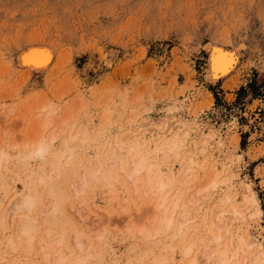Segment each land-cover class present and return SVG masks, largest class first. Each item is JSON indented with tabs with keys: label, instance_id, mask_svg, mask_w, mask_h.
<instances>
[{
	"label": "rangeland",
	"instance_id": "obj_1",
	"mask_svg": "<svg viewBox=\"0 0 264 264\" xmlns=\"http://www.w3.org/2000/svg\"><path fill=\"white\" fill-rule=\"evenodd\" d=\"M30 43H38L49 47L53 51L54 57L57 58H55L56 61L59 60V65L44 73L24 74L19 67L17 57ZM214 45H224V47L226 46L225 48L234 52L238 57L236 69L230 74L229 78L220 79L215 84L209 83L205 79L209 49ZM110 52L114 53L112 59L109 57ZM41 102H45V104H41ZM38 103L41 106H45L44 108L47 111L45 109L40 111L42 108L38 107ZM65 106L67 107L65 108ZM57 107L59 110L57 109L51 113V110ZM79 107L80 109H78ZM49 111L51 115L48 113ZM105 115H108L109 123L104 125L103 128L101 120L104 119ZM73 116L74 118H72ZM100 116H102L101 119H99ZM46 118L49 121L51 120L52 123L48 121L49 124L51 123L49 126V128L51 127V132L49 128V132H46L47 130L45 132L48 135L52 132L58 135L57 140L54 141L56 144L52 145L53 149H50V153L52 151V153H55L54 151L59 152L62 148V145L61 147L59 146L63 142L61 140L69 139L75 131H85L90 139V148L88 147V142L86 146L82 147L83 150L81 147H79L80 149H74V156L77 157L74 159L73 156L72 159L76 161L72 165H67L66 170L63 169L65 173L61 171L63 173L59 177L62 176V180L57 178L56 172H53L56 163L50 161L52 163L50 165V156H47L46 164L37 157L36 160L34 157L31 161L29 158H22L23 156L21 155L23 150L27 151L28 149L24 148L20 151V148L29 147L31 141L40 140V136L43 138L49 137H47V134L45 135V132L42 134L39 130L40 126L42 127L44 122L47 121ZM65 118L68 120L66 126L62 127L59 124ZM37 123L39 124L37 125ZM98 123H100L101 128ZM73 124H75L74 128H71ZM72 131L73 133H71ZM182 131L185 132L182 133ZM202 131L205 133L213 132L214 136L221 139L213 136L212 142H208L209 147L206 144L203 148L204 151L196 150L193 153L192 144L200 143ZM96 134L99 135L96 136ZM132 135L136 136L132 138ZM126 137L128 142L127 139L125 140ZM160 137L164 138L163 141ZM175 138L185 141H183V147H180L178 156L172 155V158L169 156L167 160H163L162 156H160L161 154H156V150L161 147V143L165 140L167 141L168 139L167 142H170ZM130 139L132 140L130 141ZM120 140L125 144H122ZM129 141L131 143L133 141L134 143L136 142L137 144H132L138 148L134 147ZM26 142L29 144L27 145ZM119 142L131 149L128 154L129 157H127V154L124 155L123 159L125 161L128 159L136 160L139 156L147 153L148 155L145 154V156L148 159L160 164L158 166L161 171V179H169L173 186L169 185L168 188L172 187V189L166 188L164 192L170 193L167 195L172 197L169 198L170 200H173V196L174 198L175 196H180L178 204L180 207H178V210L185 206L183 205L184 202L188 205V195L198 189L200 185H203L207 177L216 169L218 171V180L223 178L228 171L233 173L234 177L235 174L237 175L238 178L233 179L234 192L236 191L233 200L236 201L231 200L230 205L229 202L225 205L220 202L219 199L226 191V187L218 185L219 187L215 190L208 191L207 198H204L206 203L204 199L202 200L199 197L197 204L192 206L194 210L189 206L191 213L189 215L192 216H189L190 228L185 235V238L188 236V239L184 238L179 241V238H173V244L175 243L174 245H177V248L173 245V247L169 246L172 244V240L169 239L172 238L171 235L166 237L158 236L159 238L157 237L156 239L158 242L155 240L156 243L154 241H150L151 243L147 242V244L146 242L142 243L141 239L136 238L134 232L139 223V216L142 215L141 212L148 206L143 202V197H139L142 200L130 198L132 193L130 186L127 184L128 181L123 175H119V171L115 172L117 169L116 164L107 165L106 169L111 178L110 181L114 185H110L111 182L105 185L103 181L104 184L101 181L98 182L99 184H91L93 181L89 180L87 183L89 185H87L84 194H79L78 197L74 198V196H70L73 195L71 194L72 192L68 191L75 186V182H78L81 175L83 176L85 172L87 174L89 172L92 173L91 168L94 170L96 159L97 161L101 160L100 162L104 160L105 164L103 165L111 162L108 159L112 158L111 156H114L113 154L117 152V149L122 147ZM132 150L136 153L132 152ZM0 151H4L2 153L8 155L7 159L11 157V160L8 159L9 161H5L6 163L2 162V166L0 165V218L4 217L5 219L8 216L6 211L14 201L13 199L24 189L25 185L23 186V183L29 180V173H31L32 177L30 179L33 183L35 182L33 191L42 195L38 196V201H40L34 209V215H39L37 218L35 217L38 230L34 235L31 250L22 241L18 242L19 244L16 241V226H19L20 217L21 220L23 217L21 213L23 212L19 213V217L15 216L14 220L13 218L10 220L9 216L5 219L6 223L9 220L7 230L0 228V232H2L0 234H3L0 235V245H3L10 233L14 238L15 248L17 249L18 247L14 256L10 255V257L20 258L18 261L20 263L34 259V251L37 248L36 241L39 243L41 239H45V236L48 238L47 236L49 235L51 238L56 237L60 232L67 233L66 238L68 237V239L65 241L66 244H63L65 252L74 254L75 251L69 238H71L70 234L75 231L76 233L80 232L85 238V244L93 243L92 248L94 250L91 248L89 252L84 251L83 264H153L154 261L155 263L157 262L158 257L160 258L164 252L165 257H168L167 261L164 262L165 264H178V262H180L179 264H190L188 261L191 259L189 258H193L196 254L198 255L197 252L200 245L198 247V243L195 244L194 253L190 255L192 257H183L181 252L184 245L192 243L202 234H205L204 232H206L208 226L210 231L213 232L214 230L215 232L216 229L214 228L216 226H211L208 222L211 223V216L218 213L221 207V210H225L224 212L220 211L221 216L227 215L225 218L221 217L223 230V227L225 228L229 221V209L231 207H242L244 204L242 200V196L246 191L244 186L249 182L251 184L247 185L249 190L251 189L250 192L255 199V204L249 205V210L246 209L248 213L243 208L245 211L243 212L244 218L238 222L241 229L233 228L235 230H233V235H236L237 231L239 234L249 233L251 236L259 237V240L262 239L260 242L264 245V0H0ZM149 151L153 154L156 152V156ZM188 152L191 154H188ZM16 154L18 158H21L18 161ZM86 154L91 157L89 158ZM187 155L193 156L192 158L196 164L192 168H197L194 172L192 168L190 169L188 172L190 177L187 174L185 178L181 179L179 177L180 174L178 175L177 173L182 171L179 168L183 169L182 164L184 165L183 162H185L184 159H186ZM237 155H240L241 158ZM94 156L98 158H94ZM78 157L79 159H77ZM107 157L108 159H106ZM153 157H156V159ZM101 158L104 159L102 160ZM40 162L46 165H42ZM214 163L216 166L213 165ZM40 165H42L41 168L43 170L40 169ZM171 165L172 167L168 168ZM206 165L211 172L208 171ZM38 167L45 174L46 181L51 179L49 182L57 186L56 192L60 195L63 194V199L67 197L63 200L60 207V211L63 212V218L61 219L60 213L59 215L58 213L56 214L58 221L56 222L59 224L55 222V224L48 223L46 225L39 220L43 212L46 213L51 210L52 205L50 204H53V202H51L52 197L46 192L49 188L46 187L48 189L46 190L45 185L39 184L36 180L38 177L36 174L39 172ZM51 168L53 169L51 170ZM108 168L112 170L108 171ZM200 168L201 170L204 168V170L200 171ZM171 170L173 175L170 173ZM34 171L35 174L33 173ZM195 171H198L199 174ZM192 172L196 177L191 174ZM50 174H52V177ZM115 176L118 177L116 178ZM187 177L189 178L188 182ZM201 177H203V180ZM190 178L193 180H190ZM52 179L54 181L58 179L61 183L57 180V182H54ZM122 179L125 180H123L124 183ZM73 180L76 181L74 182ZM176 180H179V183ZM182 180H185L186 183ZM201 180L203 184L199 183ZM50 183L48 186L51 187ZM238 183L245 184L239 185ZM193 187L195 190L192 191ZM117 192L120 194H117ZM212 192L213 196L208 201V195L210 197ZM139 196H143V194ZM156 196L150 199L157 202L158 199L155 198H159L160 195ZM223 196L221 201L225 199V195ZM112 197L115 199H112ZM116 197L130 198L131 200L128 201L134 200L133 202H128L127 212L129 215L122 217L123 214L119 210L120 205H117L120 199L118 200ZM236 197L238 198L236 199ZM44 199L45 201H43ZM80 199L83 204L85 203L84 207H87H85V214H87L82 219L79 218L80 221H77V216L72 214V210L80 202ZM113 201H118L117 203L115 202L116 209L110 208L111 203H114ZM202 201L204 203H201ZM91 203L95 205L93 209L91 208L92 206L90 207ZM47 205L49 208H47ZM227 205L230 207L228 208ZM198 208L201 211L197 210ZM39 210L42 213H39ZM109 210H111L110 213ZM210 212L213 214L210 215ZM256 212L259 214L255 217ZM69 214L72 216H69ZM73 215L76 219L72 218ZM245 215H248V217L246 216L247 219ZM92 216L95 218H92ZM209 216L210 218H208ZM97 217H104L102 225L108 223L106 222L109 220L108 217L111 220L110 226L107 227L106 235H104V242L102 241L103 245L101 248L100 245H97L98 243H94L95 239L92 242L95 231L93 228L91 230V222L94 219L98 220ZM132 219L135 221L133 224L131 223ZM198 219L200 221H197ZM119 222L122 223L119 224ZM128 222L129 225L132 224V227L129 229L130 232L127 231L126 233L124 228L128 226ZM191 223L194 228L191 227ZM205 224H208L207 227ZM48 225H53L54 228ZM117 225V228L120 231L124 230V233L116 229ZM64 226L67 228H63ZM87 228L91 231L87 230ZM194 229H196L195 233L193 232ZM244 229L246 230L245 232ZM41 231L46 232L43 233ZM148 231L151 232L150 229ZM92 232L93 237L90 236ZM160 237L163 238L160 240ZM168 239L171 241L170 244H168ZM177 241H179L178 244H176ZM183 243L185 244L183 245ZM22 248H26L29 253H26V249L23 251ZM171 248L173 252L169 251ZM58 249L60 250L59 247H56L55 251L51 252V264H53L52 258L58 252ZM2 251L5 252L4 250ZM18 256L20 257L18 258ZM75 256H73L74 259L76 258ZM31 263L34 262L31 261ZM42 263L44 261L39 260L38 263L34 264Z\"/></svg>",
	"mask_w": 264,
	"mask_h": 264
},
{
	"label": "bare ground",
	"instance_id": "obj_2",
	"mask_svg": "<svg viewBox=\"0 0 264 264\" xmlns=\"http://www.w3.org/2000/svg\"><path fill=\"white\" fill-rule=\"evenodd\" d=\"M51 45V44H50ZM226 47V46H225ZM224 47V45H214V46H212L210 49H209V54H208V66H207V69H206V71H205V79H206V81L207 82H209V83H216L218 80H220V79H226V78H229V76H230V74L231 73H233V71L236 69V66H237V64H238V57L236 56V54L234 53V52H232L231 50H229V49H227V48H225ZM25 48V47H24ZM23 48V49H24ZM51 48V47H50ZM208 48H209V46H208ZM236 51V50H235ZM114 56V53L113 52H110V55H109V57L112 59V57ZM17 57V56H16ZM108 57V56H107ZM56 57H54V53H53V51L51 50V49H49V47H47V46H44V45H41V44H38V43H30V44H28L27 46H26V49L25 50H23V52H21L20 53V55H18V57H17V59H18V64H19V67H20V69L22 70V72L24 73V74H39V73H44V72H47V71H49V70H51L52 68H54V67H56V65H59V63H58V61H56V59H55ZM110 58H108L109 60H110ZM48 74V73H47ZM47 74H45V75H47ZM80 98V97H79ZM81 99V98H80ZM79 101V100H78ZM81 101V100H80ZM42 103H44L45 104V102H41V104ZM39 104V103H38ZM105 104V103H104ZM51 105V104H50ZM36 106V105H35ZM48 106V105H47ZM38 107H40V108H42V109H40V111L41 110H43V109H45L44 107L45 106H41L40 104H39V106ZM67 106H65V108H66ZM58 109V107L56 108V109H52L51 110V113L52 112H54L55 110H57ZM68 109V108H67ZM66 109V110H67ZM78 109H80V107L78 108ZM122 109V108H121ZM120 109V110H121ZM33 110V109H32ZM36 110H37V107H36ZM46 110V109H45ZM49 110V109H48ZM59 110V109H58ZM62 110V109H61ZM115 110V109H114ZM26 111V110H25ZM33 111H35V110H33ZM32 111V112H33ZM39 111V112H40ZM47 111V110H46ZM77 111V110H76ZM105 111V110H104ZM108 111V110H107ZM113 111V110H112ZM30 112H31V110H30ZM45 112V111H44ZM72 112H73V110H72ZM71 112V113H72ZM80 112V111H79ZM11 113V112H10ZM49 114H50V111L48 112ZM74 113V112H73ZM72 113V114H73ZM78 113V112H77ZM111 113H113V112H111ZM110 113V114H111ZM121 113V112H120ZM33 114V113H32ZM41 114V113H40ZM46 114H47V112H46ZM109 114V113H108ZM51 115V114H50ZM83 115V114H82ZM6 116V115H5ZM8 116V115H7ZM46 116V115H45ZM113 116V115H112ZM41 117H42V115H41ZM75 117H77V116H75ZM101 117L102 116H100V118L99 119H101ZM135 117V116H134ZM45 118V117H44ZM48 118V117H47ZM46 118V122H44V124L42 125V127L40 126V131L42 132V134L46 131V132H49L48 130L51 128H49V126H50V124L52 123L51 122V120L49 121V119H47ZM60 118V117H59ZM69 119H70V117H68ZM72 118H74V116L72 117ZM116 118V117H115ZM5 119V118H4ZM43 119V118H42ZM81 119V121H83L82 120V118H80ZM56 120V119H55ZM60 120V119H59ZM67 118H65V119H63L62 121H61V123L59 124V125H61L62 127H64V126H66V122H67ZM76 120V119H75ZM85 120V119H84ZM42 121V120H41ZM48 121L49 122H51L50 124L48 123ZM102 122V126H103V128H104V125H106V124H108L109 123V118H108V115H105L104 116V119L103 120H101ZM132 121V120H131ZM56 122V121H55ZM60 122V121H59ZM119 122V121H118ZM194 122V121H193ZM69 123H70V121H69ZM39 123H37V125H38ZM41 124V123H40ZM57 124V123H56ZM76 124V123H75ZM75 124H73V126L71 127V128H74V125ZM91 124V123H90ZM99 124V127L101 126L100 125V123H98ZM193 124V123H192ZM197 124H199V123H197ZM54 125H55V123H54ZM82 125V124H81ZM118 125V124H117ZM194 125V124H193ZM193 125H191V126H193ZM52 126V125H51ZM70 126V125H69ZM186 126V125H185ZM197 126V125H196ZM35 127H37V126H35ZM60 127V126H59ZM144 127V126H143ZM179 127V126H178ZM195 127V126H194ZM42 128V129H41ZM49 128V129H48ZM82 128V127H81ZM98 128V127H97ZM101 128V127H100ZM110 128V127H109ZM186 128V127H185ZM191 128V127H190ZM197 128V127H196ZM59 129V128H58ZM78 129H79V126H78ZM84 129V128H83ZM178 129V128H177ZM180 129V128H179ZM178 129V130H179ZM187 129V128H186ZM188 129H189V127H188ZM57 130V129H56ZM85 130V129H84ZM100 130V129H99ZM146 130V129H145ZM181 130V129H180ZM39 131V132H40ZM69 131H71V130H69ZM144 131V130H143ZM38 132V131H37ZM45 132V135L47 134ZM50 132H51V129H50ZM171 132V131H170ZM185 132V131H184ZM183 131H182V133H184ZM71 133H73V131L71 132ZM92 133V132H91ZM181 133V132H180ZM202 133V138H201V140H200V143L199 144H195V143H193L192 144V151H193V153H195V151L196 150H200V151H204V146H206V144L208 145V147L210 146L209 144H208V142L209 141H211L212 142V138H213V136L215 135L213 132H208V133H205V132H201ZM60 134V133H59ZM88 134V133H87ZM87 134H86V132L85 131H81L80 132V130H78V131H75V133L74 134H72L70 137H69V139H66V140H61V141H63V142H61V144L59 145L60 147H61V145H62V148H61V150L59 151V152H56V151H54L55 153H50V149L52 148V145L53 144H56V143H54V141L55 140H57V134L56 133H54V132H52V133H50L49 135L47 134V137L48 138H43L42 136H40L41 138H40V140L38 139L37 141H36V139H35V141H31V144H29V143H27V145L29 144V147L27 146V147H23V148H20V151H22L24 148H27L28 150L27 151H24L23 150V152L21 153L20 151V153H21V155L23 156L22 158H24L25 157V159L26 158H29V160H33V158L35 157V160H36V157L37 158H39V159H41L43 162H47V156H50L51 157V160H49V162L51 161L52 163H56V166L54 167V173H55V175L57 176V178L59 179H61L62 180V176L61 177H59L62 173H61V171H64V173H65V170L67 169V165H72V163H74V161H76V160H73L72 158H73V156H74V152H75V150L77 149V148H79V147H81V149H82V147L83 146H86L87 144H88V142H89V145H88V147L90 146V139H89V137L87 136ZM116 134V133H115ZM118 134V133H117ZM121 134V133H120ZM126 134V133H125ZM178 134V133H177ZM218 134V133H217ZM5 135V134H4ZM7 135V134H6ZM40 135H41V133H40ZM99 135V134H98ZM97 134H96V136H98ZM166 135V134H165ZM175 135V134H174ZM3 136V135H2ZM36 136V135H35ZM60 136H61V134H60ZM67 136V135H66ZM93 136V135H92ZM129 136V135H128ZM134 136H136V135H134ZM134 136L132 135V138H134ZM143 136V135H142ZM220 136V135H219ZM62 137V136H61ZM60 137V138H61ZM64 137V136H63ZM122 137V136H121ZM138 137V136H137ZM162 137H164V136H162ZM176 137V136H175ZM183 137V136H182ZM186 137V136H185ZM200 137V136H199ZM215 137H217V136H214V138ZM59 138V137H58ZM90 138H92V137H90ZM161 138V137H160ZM174 138V137H173ZM179 138H180V136H179ZM218 138V137H217ZM216 138V139H217ZM62 139V138H61ZM127 139V137L125 138V140ZM147 139V138H146ZM154 139V138H153ZM164 139V138H163ZM163 139L161 138V140L163 141ZM186 139V138H185ZM200 139V138H199ZM198 139V140H199ZM212 139V140H211ZM218 139H221V138H218ZM217 139V140H218ZM125 140H123V141H125ZM132 139H130V141H131ZM139 140V139H138ZM233 140H235V139H233ZM129 141V142H130ZM167 141H168V139H167ZM166 140L163 142V143H161L162 145H161V147H159L157 150H156V154H161L160 156H162V158H163V160L165 159V160H167L168 158H169V156H171V158H172V155H174V156H178V151H179V149H180V147H183V141L184 140H180V139H177V138H175V139H172L170 142H167ZM109 142H111V141H109ZM114 142H116L115 140H114ZM120 142H121V140H120ZM119 142V144H125L124 142H121L120 143ZM127 142H128V139H127ZM126 142V143H127ZM147 142H149V141H147ZM185 142V141H184ZM193 142H194V140H193ZM210 142V143H211ZM213 142H215V141H213ZM218 142V141H217ZM216 142V143H217ZM131 143V142H130ZM129 143V144H130ZM132 143H134V141L132 142ZM131 143V144H132ZM150 143V142H149ZM219 143H220V141H219ZM97 144H99L98 142H97ZM107 144V143H106ZM115 144V143H114ZM121 144V148L120 149H117V152L115 153V154H113L114 156H111L112 158H109L108 159V157L106 158V159H108L109 161H111V162H107V163H109V164H107L106 163V165H103V164H105L103 161L102 162H100L99 160L97 161V159H96V162L94 163V164H91V165H94L95 167H94V170H93V168H91L92 169V173L91 172H89V173H91V174H87L86 172V174L84 173L83 174V176L81 175V178H80V175H79V178L80 179H78V182H75L74 180V182H75V186L71 189V190H68V191H70V192H72L71 194H73V195H70L71 197H73L74 196V198H76V197H78V195L79 194H84V191H86L85 189H87V185H89V184H87L88 183V181L90 180V181H93L91 184H97L99 181H101V183H103V182H105V185L106 184H109V182H111L110 180H111V178H110V176L108 175V173H107V167L108 166H112L113 165V163H114V165L116 164V168L118 169H116V173L119 171V175L121 174V176L123 175V177H125L126 178V180L128 181V185L130 186V189H131V197L130 198H133L134 200H136V199H139V200H142L143 199V202L144 203H146L145 205L146 206H148V208L146 207L144 210H143V212H141V216H139L140 217V219H139V223H138V225L136 226V230H135V236H136V238L138 239H141L140 241L143 243H145L146 242V244H147V242L149 243L150 241L152 242V241H154L155 242V240L157 239V237L158 236H167V235H171V237L172 238H169V239H171L172 240V244L171 245H169L170 247H173V246H175L174 244H173V238H179V241L180 240H182V239H184L185 238V235H186V233H187V231H188V229L190 228V224H189V222H190V218H189V214H191L190 213V208H189V206H193L194 204H197V201L199 200V197H200V199H204L205 197L207 198V194H208V191H213V190H215L217 187H219L220 185L222 186V187H226L225 189H226V191H224V194L223 195H225V199H223V201H221V199H222V197H224L223 195H222V197L219 199L220 200V202H222L224 205L225 204H227L228 202H229V205L231 204L230 203V201L232 200V201H236V200H233L234 199V197H235V194H236V191L234 192V188H235V185L233 184V179L234 178H236L237 177V175L235 174V177H234V174L233 173H231V172H227V173H225V176L223 177V178H221L220 180H218V171H216V170H214V172L210 175V176H208L207 177V180L204 182V184L202 183L203 181V177H201V182H199V183H202L203 185H200L199 187H198V189H194V187H196L195 185H194V187H193V189H192V191L193 190H195L194 192H191L189 195H188V198H187V204L188 205H186L185 203L186 202H184V204L183 205H185V206H182V208H179L180 210H178V207H180V205L178 206V204H179V199H180V196L178 195V196H175V198H174V196H173V200H170L169 198H172L171 196L170 197H168L167 195H169V194H167V191L166 192H164V190H166V188H168V186L169 185H171V181L169 180V179H165L164 177H162V178H164V179H161V171L159 170V166H158V164L157 163H155V162H153V161H151L150 159H148L146 156H145V154H147V153H145L144 155H141V156H139L136 160H132V159H128V160H124L123 159V157H124V155L125 154H129V152L131 151V149H129L128 147H126V146H123ZM134 144H137L136 142L134 143ZM151 144V143H150ZM155 144V143H154ZM183 144V145H182ZM221 144V143H220ZM16 145V144H15ZM93 145V144H92ZM133 145V144H132ZM18 146V145H17ZM97 146V145H96ZM101 146V145H100ZM99 146V147H100ZM109 146V145H108ZM118 146H120V145H118ZM129 146V145H128ZM134 147H136L135 145H133ZM148 146V145H147ZM15 148H16V146H14ZM54 147V146H53ZM59 147V148H60ZM93 147H94V145H93ZM115 147V146H114ZM132 147V146H131ZM139 147H141V146H139ZM218 147H221V146H218ZM18 148V147H17ZM57 148V147H56ZM90 148V147H89ZM88 148V149H89ZM92 148V147H91ZM97 148V147H96ZM136 148H138V147H136ZM135 148V149H136ZM148 148V147H147ZM146 148V149H147ZM154 149H155V147H153ZM53 149V148H52ZM75 149V150H74ZM80 149V148H79ZM86 149V148H85ZM87 149V150H88ZM104 149V148H103ZM116 149V148H115ZM133 149V148H132ZM219 149V148H218ZM18 150V149H17ZM83 150V149H82ZM112 150H114V149H112ZM138 150V149H137ZM136 150V151H137ZM142 150H144V149H142ZM141 150V151H142ZM149 150V149H148ZM145 151V150H144ZM211 151V150H210ZM2 152H4V151H2ZM1 151H0V165H1V163L2 162H5V161H7L8 159H10L11 160V157H9L8 159H7V154L6 153H2ZM76 152H78V151H76ZM80 152H81V150H80ZM114 152H115V150H114ZM132 152H135V151H133L132 150ZM146 152V151H145ZM149 152H151V151H149ZM91 153V152H90ZM96 153V152H95ZM100 153H101V151H100ZM109 153V152H108ZM107 153V154H108ZM112 153V152H111ZM136 153V152H135ZM134 153V154H135ZM152 153V152H151ZM155 153L153 154V155H155ZM190 152H188V154H189ZM201 153V152H200ZM215 153V152H214ZM94 154V153H93ZM96 154H98V153H96ZM140 154V153H139ZM143 154V153H142ZM181 154V153H180ZM187 154V153H186ZM191 154V153H190ZM212 154V153H211ZM87 155V154H86ZM91 155V154H90ZM99 155V154H98ZM112 155V154H111ZM132 155V154H131ZM148 155V154H147ZM151 157H152V155L151 154H149ZM183 155H185V154H183ZM236 155V154H235ZM12 156V155H11ZM16 156H17V158H18V155L16 154ZM15 155H14V157H16ZM88 156V155H87ZM110 156V155H109ZM135 156H136V154H135ZM156 156V155H155ZM180 156V155H179ZM197 156V155H196ZM201 156H202V154H201ZM238 156V155H237ZM75 157H77V156H74V159H75ZM85 157V156H84ZM89 157V156H88ZM91 157V156H90ZM89 157V158H90ZM126 157V156H125ZM127 157H129V155L127 156ZM185 157V156H184ZM193 157V156H192ZM190 155H187V157H186V159H184V161L185 162H183L184 163V165L182 164V166H183V169L182 168H179V169H181L182 171L180 172V173H177L178 175H179V177L181 178V179H183V178H185L186 176H187V174H188V172L190 171V169L194 166V164H196V162L193 160V158H192ZM213 157H215V156H213ZM228 157V156H227ZM239 158H241L240 157V155L238 156ZM237 157V158H238ZM13 158V157H12ZM16 158V159H17ZM32 158V159H31ZM82 158V157H81ZM89 158H88V160H89ZM94 158H98L97 156L95 157L94 156ZM93 157H92V159H94ZM154 159H156V157H153ZM210 158H211V156H210ZM238 158V159H239ZM14 160H15V158H13ZM12 159V160H13ZM21 158H18L17 159V161L18 160H20ZM38 159V160H39ZM77 159H79V157L77 158ZM99 159H100V157H99ZM105 159V160H106ZM125 159H127V158H125ZM177 159H179V158H177ZM182 159V158H181ZM205 159V158H204ZM232 159H233V157H232ZM236 159V158H235ZM73 160V162H71ZM87 160V161H88ZM91 160V159H90ZM158 160V159H157ZM159 160H160V157H159ZM173 160H175V159H173ZM183 160V159H182ZM200 160V159H199ZM234 160V159H233ZM9 161V160H8ZM23 161V160H22ZM41 161V162H42ZM83 161H84V159H83ZM225 161H227V160H225ZM235 161V160H234ZM30 162V161H29ZM40 162V163H41ZM48 162V163H49ZM50 162V165L52 164ZM163 162V161H162ZM165 162V161H164ZM178 162H180V161H178ZM206 162H208V161H206ZM229 162V161H228ZM231 162H232V160H231ZM238 162V161H237ZM6 163V162H5ZM45 163H41L42 165L43 164H45ZM81 163V162H80ZM89 163V162H88ZM90 163H91V161H90ZM160 163H161V160H160ZM204 163V162H203ZM202 163V164H203ZM211 163V162H210ZM215 163H216V161H215ZM215 163L213 164V165H215ZM230 163V162H229ZM11 164V163H10ZM47 164V163H46ZM45 164V165H46ZM221 164H222V162H221ZM226 164V163H225ZM4 165V164H3ZM42 165H40L39 167H40V169L41 170H43L42 168H41V166ZM50 165L48 164V166L50 167ZM74 165V164H73ZM87 165V164H86ZM91 165H89V166H91ZM108 165V166H107ZM160 165V164H159ZM169 165V164H168ZM200 165V164H199ZM205 165V164H204ZM231 165V164H230ZM2 166V165H1ZM53 166V165H52ZM51 166V167H52ZM77 166V165H76ZM82 166V165H81ZM207 166V165H206ZM211 166V165H210ZM216 166V165H215ZM214 166V167H215ZM219 166V165H218ZM224 166V165H223ZM229 166V165H228ZM227 166V167H228ZM39 167H38V169H39ZM69 167V166H68ZM84 167V166H83ZM172 167V165L170 166V167H168V168H171ZM201 167V166H200ZM208 167V166H207ZM212 167V166H211ZM69 168H71V167H69ZM74 168V167H73ZM72 168V169H73ZM85 168V167H84ZM113 168H114V166H113ZM167 168V169H168ZM174 168V167H173ZM197 168V167H196ZM195 168V169H196ZM202 168V167H201ZM201 168H200V171H203L204 170V168H203V170H201ZM235 168V167H234ZM39 169V172L41 171ZM53 168H51V170H52ZM63 169H65V170H63ZM90 169V168H89ZM193 169V168H192ZM195 169H193V172H194V170ZM236 169V168H235ZM50 170V169H49ZM50 170V171H51ZM70 170V169H69ZM79 170V169H78ZM85 170V169H84ZM109 170H112V169H110V168H108V171ZM115 170V169H114ZM198 170H199V167H198ZM210 169H209V167H208V171H209ZM180 171V170H179ZM226 171V170H225ZM36 172H37V170H36ZM39 172H37L38 174H36V176H38L37 177V181H38V183L39 184H41V185H45V189L46 190H48L46 187H48L49 188V190L48 191H46V192H48V195L49 196H51L52 198H53V201H52V198H51V202H53V204H50V205H52L51 206V210L50 211H47L46 213H42V212H40V210H39V213H42L41 215H40V217L42 218H40L39 220H40V222L41 223H43V224H48V223H50V224H55V222L57 221V218H56V214L58 213V215H59V213L61 214V219L63 218V212H61L60 211V207L62 206V203H63V200H65V199H63V197H62V195H60L58 192H56V185L55 184H51L49 181L51 180V179H49V181L47 180L46 181V179H45V177H44V175L45 174H43V171H41V173H39ZM70 172V171H69ZM79 172V171H78ZM88 172V171H87ZM110 172H112V171H110ZM114 172V173H115ZM191 173V174H194V173ZM196 172V171H195ZM209 172H211V171H209ZM34 174H35V171L33 172ZM32 173V174H33ZM171 175H173L172 174V170H171ZM196 173H198V171L196 172ZM30 174V176H28V177H30L31 179H32V177H31V173H29ZM69 174V173H68ZM73 174V173H72ZM75 174H77V173H75ZM113 174V173H112ZM176 174V175H177ZM199 174V173H198ZM204 174V173H203ZM51 175V177H52V174H50ZM49 175V176H50ZM54 175V174H53ZM54 175V176H55ZM117 175V174H116ZM175 175V177H177ZM33 176V175H32ZM35 176V175H34ZM69 176V175H68ZM121 176H120V179H121ZM166 176V175H165ZM188 176H189V174H188ZM193 176V175H192ZM194 176L196 177V175L194 174ZM205 176V175H204ZM28 177H26V178H28ZM48 177V176H47ZM50 177V178H51ZM116 177V176H115ZM118 177V176H117ZM116 177V178H117ZM122 177V178H123ZM172 178H173V176H171ZM190 177V176H189ZM29 178V180H27V182L26 183H23V186H24V189H22V192L18 195V193H16L18 196H14L15 197V199H13L14 201L12 202V204L9 206V208L7 209V211H6V213L8 212V216H9V218H10V220L13 218V220H14V217L15 216H18L19 215V213L20 212H23V213H21V215L23 214V217H22V220H21V217H20V224H19V226L17 227L16 226V232H17V235H16V241H17V244H19L20 243V241H22L23 243H25V246L27 245V247L31 250V246H32V241H33V239H34V235L36 234V232H37V224H36V219H35V217L37 218L39 215H34L35 214V206H36V204H38L39 203V201H38V196L40 197V195H41V193L40 194H36V192L35 191H33V188H34V183L32 182V180ZM54 178V177H53ZM65 178V177H64ZM116 178H113V179H116ZM124 178V179H125ZM168 178V177H167ZM193 178V177H192ZM238 178V177H237ZM34 179H35V177H34ZM48 179V178H47ZM58 179H55V181L54 182H57V181H59ZM124 179H122V181L124 180ZM174 179V178H173ZM26 180H24V181H26ZM57 180V181H56ZM66 180V179H65ZM118 180H119V178H118ZM156 182H155V181ZM188 180H189V178L187 177V182H188ZM190 180H193V179H191L190 178ZM235 180H237V179H235ZM234 180V181H235ZM34 181V180H33ZM103 181V182H102ZM125 181V180H124ZM124 181H123V183H124ZM177 181V180H176ZM179 181V180H178ZM177 181V182H178ZM181 181V180H180ZM182 181H184L185 182V180H182ZM200 181V180H199ZM241 181H243V180H241ZM52 182V181H51ZM60 183H61V181H59ZM64 182V181H63ZM66 182V181H65ZM94 182H96V183H94ZM120 182V181H119ZM155 182V183H154ZM37 183V182H36ZM51 184V187L50 186H48V184ZM67 183V182H66ZM118 183V182H117ZM126 183V182H125ZM179 183V182H178ZM177 183V184H178ZM186 183V182H185ZM38 184V186L40 187V185ZM69 184V183H68ZM99 184V183H98ZM104 184V183H103ZM102 184V185H103ZM114 185L112 182L110 183V185ZM182 184H183V182H182ZM181 184V185H182ZM196 184V183H195ZM198 184V183H197ZM239 184V183H238ZM242 184H245V183H242ZM242 184H239V185H242ZM247 184H251L250 182L249 183H247ZM246 184V186H244L245 187V194H243V196H242V200H243V205H244V207H243V205H242V207H238V208H235V207H231V209H229V214H230V216L228 217L229 218V221H228V223L226 224V226H225V228L223 227V230H222V225H221V223H222V218L221 217H223V218H225V216H227V215H222L221 216V212L220 211H223V210H221L222 209V207L220 208V211L218 212V213H216L215 215H213V216H211L212 217V219H211V223L210 222H208V220H207V222L211 225V226H216V228H214V229H216L215 230V232H214V230H213V232L212 231H210L209 229V226H208V229H206V232H204L205 234H202V236H200V237H198L197 239H195L192 243H189V244H186V245H184L185 243H183V245H184V247H183V251L181 252V255H183V257H188V256H190V255H192V253H194L193 252V248H194V246H195V244L196 243H198L197 245H198V247H199V245H200V247H199V249H198V255L196 254L193 258H189V259H191L190 261H188L190 264H264V245L260 242L261 240H259L260 238L259 237H254V236H251L249 233H243V231H242V233L243 234H239L238 233V231H237V233H236V235H233V230L234 229H236V228H238V229H241L240 228V224H238V222L240 221V220H243L242 218H244V216H243V212H245L244 210H249L248 208H249V205L250 204H255V199L253 198V195H252V193L250 192V190H249V186ZM37 185V184H36ZM47 185V186H46ZM61 185V184H60ZM180 185V186H181ZM185 185V184H184ZM219 185V186H218ZM38 186H36V187H38ZM63 186V185H62ZM65 186V185H64ZM73 186V185H72ZM99 186V185H98ZM104 186V185H103ZM125 186V185H124ZM172 186V185H171ZM35 187V188H36ZM58 187H59V184H58ZM96 187H97V185H96ZM107 187V186H106ZM112 187V186H111ZM114 187V186H113ZM173 187V186H172ZM172 187H170L171 189H172ZM43 188V187H42ZM170 188H168L169 190H170ZM44 189V190H45ZM66 189V188H65ZM70 189V188H69ZM110 189V188H109ZM113 189V188H112ZM115 189V188H114ZM175 189V188H174ZM219 190H220V188H218ZM217 189V190H218ZM244 189V188H243ZM242 189V190H243ZM11 190V189H10ZM42 190V189H41ZM62 190V189H61ZM90 190V189H89ZM92 190V189H91ZM189 190V189H188ZM219 190H218V192H219ZM67 191V190H66ZM68 191H67V193H68ZM99 191V190H98ZM113 191V190H112ZM129 191V190H128ZM221 191H222V189H221ZM41 192H43V191H41ZM92 192V191H91ZM114 192V191H113ZM119 192V191H118ZM117 192V194H120V193H118ZM124 192V191H123ZM217 192V191H216ZM225 192H226V194H225ZM44 193H45V191H44ZM88 193V192H87ZM108 193H109V190H108ZM211 193V192H210ZM220 193V192H219ZM46 194V193H45ZM44 194V195H45ZM92 194V193H91ZM141 194H143V196H139V195H141ZM166 194V195H165ZM175 194V193H174ZM48 195H47V198H48ZM113 195V194H112ZM156 195H160L159 196V198H155V199H158L157 200V202H155L154 200H151L150 198H152V197H154V196H156ZM186 195V194H185ZM217 195V194H216ZM42 196V195H41ZM46 196V195H45ZM81 196H83V195H81ZM80 196V197H81ZM88 196H89V194H88ZM118 196H120V195H118ZM117 196V197H118ZM127 196V195H126ZM129 196V195H128ZM187 196V195H186ZM213 196V192H212V194L210 195V197H209V195H208V201H210V198ZM221 196V195H220ZM238 196V195H237ZM65 197V196H64ZM84 197V196H83ZM87 197V196H86ZM111 197V196H110ZM113 197H114V195H113ZM112 197V199H115V198H113ZM116 197V198H117ZM139 197H143L142 199H140ZM156 197H158V196H156ZM44 198H46V197H44ZM82 198V197H81ZM128 199V198H117L118 200H119V204H117L118 206H119V210L121 211V214H123L122 215V217L124 216V215H129L128 214V212H127V205H128V202L130 203V202H133V201H128V200H131V199ZM238 197H236V199H237ZM185 199V198H184ZM240 199V198H239ZM73 200V199H72ZM82 200H84V199H82ZM86 200V199H85ZM84 200V201H85ZM111 200V199H110ZM150 200V202H148L147 203V201H149ZM205 200V199H204ZM12 201V200H11ZM43 201H45V199L43 200ZM67 201V200H66ZM75 201V200H74ZM107 201V200H106ZM239 201H241V200H239ZM257 201V200H256ZM49 202H50V200H49ZM50 202V203H51ZM91 202V201H90ZM108 202V201H107ZM114 202V201H113ZM116 202V201H115ZM115 202L114 203H111V206H110V208L111 209H116V205H115ZM116 202V203H117ZM137 202H139V201H137ZM140 202H142V201H140ZM9 203H11V202H9ZM48 203V202H47ZM88 203V202H87ZM95 203V202H94ZM135 203V202H134ZM183 203V202H182ZM201 203H204V201H202ZM205 203H206V200H205ZM210 203V202H209ZM236 203V202H235ZM238 203V202H237ZM242 203V202H241ZM49 204V203H48ZM85 204V203H84ZM84 204H83V202L81 201V199H80V202L78 203V204H76V207H72L73 208V210H72V214H75V216H77V221L79 220V218L80 219H82L83 217H84V215H86L85 214V212H86V210H85V207H84ZM90 204V203H89ZM92 205H90V207L93 209V206H95V205H93V203H91ZM141 204V203H140ZM181 204V203H180ZM217 204V203H216ZM220 204V203H219ZM246 204V205H245ZM8 205V204H7ZM41 205V204H40ZM199 205H200V203H199ZM201 205H203V204H201ZM206 205V204H205ZM222 205V204H221ZM229 205H227L228 206V208L230 207ZM48 206V205H47ZM102 206V205H101ZM107 206V205H106ZM105 206V207H106ZM117 206V207H118ZM198 206V205H197ZM216 206V205H215ZM223 206V205H222ZM234 206V205H233ZM100 207V206H99ZM195 207V206H194ZM201 207V206H200ZM47 208H49V206L47 207ZM87 208V207H86ZM91 208H89V209H91ZM98 208V207H97ZM103 208V207H102ZM107 208V207H106ZM142 208V207H141ZM207 208V207H206ZM219 208V207H218ZM243 208H245L244 210H243ZM4 209V208H3ZM65 209V208H64ZM70 209V208H69ZM88 209V210H89ZM192 209L194 210V208L192 207ZM204 209V208H203ZM212 209V208H211ZM48 210V209H47ZM66 210V209H65ZM197 210H200V208H198ZM216 210V209H215ZM246 210V212L248 213V211ZM253 210V209H252ZM257 210V209H256ZM70 211V210H69ZM110 211L111 210H109V213H110ZM113 211V210H112ZM118 211V210H117ZM201 211V210H200ZM205 211V210H204ZM218 211V210H217ZM225 211V210H224ZM223 211V212H224ZM89 212V211H88ZM90 212H91V210H90ZM95 212H97V211H95ZM36 213H38V212H36ZM71 213V212H70ZM99 213V212H98ZM104 213V212H103ZM102 213V214H103ZM119 213V212H118ZM193 213H194V211H193ZM200 213V212H199ZM67 214V213H66ZM96 214V213H95ZM196 214H197V212H196ZM201 214V213H200ZM210 215L211 214H213L212 212H210L209 213ZM227 214V213H226ZM246 214V213H245ZM258 212H256V214H255V217H256V215L258 216ZM34 215V216H33ZM71 214H69V216H70ZM91 215V214H90ZM98 215V214H97ZM119 215V214H118ZM133 215V214H132ZM205 215V214H204ZM250 215V214H249ZM7 216V217H8ZM72 216V215H71ZM131 216V215H130ZM192 216V215H191ZM190 216V217H191ZM197 216V215H196ZM206 216V215H205ZM248 217V215H245V217ZM254 216V215H253ZM6 217V218H7ZM19 217V216H18ZM87 217V216H86ZM85 217V218H86ZM94 216H92V218H93ZM125 217V216H124ZM198 217V216H197ZM247 217H246V219H247ZM254 217V218H255ZM5 218V219H6ZM60 218V217H59ZM58 218V219H59ZM72 218H75L76 219V217H74V215H73V217ZM84 218V219H85ZM95 218V217H94ZM102 218H103V220H102ZM102 218H98L97 217V219L98 220H96V219H94L91 223L93 224H91V230H92V228H93V230L95 231V234H94V238H92L93 237V232H92V235L90 234V236H92L91 238H92V242H93V239H95L94 241V243H98L97 245L99 246L100 245V248H101V246L103 245V243H102V241H103V239H104V235H106V232H107V227H109L110 225V223H111V220H110V218L108 217V221H106V222H108L107 224H103L102 225V223H103V221H104V217H102ZM106 218V217H105ZM208 218H210V216L208 217ZM261 218V217H260ZM5 219H4V217H1L0 218V228L2 229V230H7L8 229V227H7V223L9 222V220H8V222L6 223L5 222ZM90 219V218H89ZM115 219V218H114ZM205 219V218H204ZM251 219H253V218H251ZM257 219V218H256ZM259 219V218H258ZM64 220V219H63ZM72 220V219H71ZM96 220V221H95ZM107 220V219H106ZM131 220V219H130ZM129 220V221H130ZM137 220V219H136ZM227 220V219H226ZM249 220V219H248ZM61 221V220H60ZM80 221V220H79ZM82 221V220H81ZM83 221H85V220H83ZM123 221H125V220H123ZM138 221V220H137ZM197 221H200L199 219L197 220ZM252 221V220H251ZM257 221V220H256ZM58 222V221H57ZM56 222V223H57ZM65 223H66V221H64ZM67 222H69V221H67ZM89 222V221H88ZM133 222H135V221H133V219H132V221H131V223L133 224ZM205 222V221H204ZM227 222V221H226ZM11 223V222H10ZM13 223H15L14 221H13ZM39 223V222H38ZM40 223V224H41ZM80 223V222H79ZM117 223V222H116ZM122 223V222H121ZM120 222H119V224H121ZM193 223V222H192ZM191 223V227L192 228H194L192 225L194 224H192ZM198 223H200V222H198ZM18 224V223H17ZM16 224V225H17ZM57 224H59V223H57ZM118 224V225H119ZM124 224V223H123ZM128 224V226L126 227V228H124V229H126L125 230V232L127 233V231L128 232H130L129 231V229L132 227V224H130L129 225V222L127 223ZM9 225V224H8ZM14 225V224H13ZM81 225V224H80ZM118 225L116 226V229L119 231V232H123L124 230H122V231H120V229L119 228H117L118 227ZM201 225H203L202 223H201ZM206 225V224H205ZM208 225V224H207ZM207 225H206V227H207ZM225 225V224H224ZM39 226V225H38ZM44 226V225H43ZM48 226H51V225H48ZM57 226V225H56ZM61 226H62V223H61ZM66 226V225H65ZM63 227V228H67V227ZM71 226V225H70ZM88 226H90V225H88ZM122 226V225H121ZM197 226H199V225H197ZM54 228V226L52 225L51 226V228ZM243 227V226H242ZM9 228H10V225H9ZM12 228H13V226H12ZM15 228V227H14ZM68 228H69V226H68ZM191 228V229H192ZM201 228H203V227H201ZM205 228V227H204ZM212 228V227H211ZM234 228V229H233ZM45 229V228H44ZM62 229V228H61ZM121 229H123V228H121ZM151 230V232L150 231H148V230ZM190 229V230H191ZM10 230H11V228H10ZM15 230V229H14ZM43 230V229H42ZM87 230H90V229H88L87 228ZM90 230V231H91ZM48 231V230H47ZM64 231V230H63ZM235 231V230H234ZM246 230L244 229V232H245ZM41 232H43V233H45L44 231H41ZM49 232V231H48ZM48 232H47V235H48ZM192 232V231H191ZM193 232L195 233L196 232V229H194L193 230ZM202 232V233H203ZM0 233H2V232H0ZM9 233V232H8ZM12 233V232H11ZM80 232H78V233H76L75 231L73 232V233H71L70 234V237L71 238H69L70 240H71V242H72V245H73V250L75 251V253L74 254H71V253H66L65 251V249L63 248V244L65 243V241L68 239V237L66 238V234L64 233V232H60L59 234H58V236L56 235V237H49V236H47L48 238H46V236H45V239H41L40 237V241H39V243L36 241V243H37V246H36V244H35V246L37 247L36 249H35V253H34V259L32 260H25L26 258H25V256H24V260H25V262L24 261H22V263H20V262H18L19 261V257L20 256H18V258L19 259H15V258H12L13 256H14V253H15V251L18 249V247H17V249L15 248V241H14V238L12 237V235H10V233H9V235L7 236V238L5 239V241H4V243H3V245H2V247H1V249L2 250H4L5 252H3L1 249H0V264H30V262L31 261H33L34 263H38V261L40 260H42V262L44 261V263H42V264H51V260H50V257L52 256L51 255V252L53 251H55V248L57 247H59L60 248V250L58 249V252H56L55 253V255H54V257L52 258L53 259V264H83V261H84V251L85 252H89V250L92 248V245H93V243H87V244H85V238H83V236L81 235V233L79 234ZM124 233V232H123ZM125 233V234H126ZM16 234V233H15ZM51 234V233H50ZM88 234V235H89ZM119 234V233H118ZM192 234V233H191ZM0 235H3V234H0ZM6 235V234H5ZM41 235H43V234H41ZM124 235V234H123ZM195 235V234H194ZM194 235H192V237H194ZM15 236V235H14ZM52 236H53V234H52ZM6 237V236H5ZM165 237H164V239H165ZM4 238V237H3ZM88 238H90L89 236H88ZM134 238V237H133ZM159 238V237H158ZM161 238H163V237H160V240H161ZM187 239H188V236L186 237ZM185 238V239H186ZM196 238V237H195ZM259 238V239H258ZM87 239V238H86ZM168 239V240H169ZM190 239H191V237H190ZM190 239H189V241H190ZM194 239V238H193ZM69 240V241H70ZM106 240V239H105ZM135 240V239H134ZM134 240H132V241H134ZM175 241V240H174ZM179 241H177V243L176 244H178V242ZM185 241V240H184ZM184 241H181V242H184ZM191 241H192V239H191ZM196 241V242H195ZM19 242V243H18ZM68 242V241H67ZM87 242H88V240H87ZM104 242V241H103ZM106 242V241H105ZM135 242V241H134ZM150 242V243H151ZM156 242H158V240H156ZM155 242V243H156ZM169 243L168 244H170L171 243V241L169 240L168 241ZM180 242V243H181ZM138 243V242H137ZM136 243V244H137ZM16 244V245H17ZM66 244V243H65ZM64 244V245H65ZM105 244V243H104ZM139 244H141V243H139ZM0 245V246H1ZM71 245V246H72ZM96 245V246H97ZM161 245V244H160ZM167 245V244H166ZM173 245V246H172ZM182 245V244H181ZM20 246V245H19ZM24 246V247H25ZM95 246V245H94ZM139 246V245H138ZM141 246V245H140ZM143 246V245H142ZM168 246V245H167ZM177 246V245H176ZM175 246V247H176ZM26 247V248H27ZM164 247L166 248V246L164 245ZM164 247H163V249H164ZM197 247V246H196ZM25 248V249H26ZM105 248V247H104ZM177 248V247H176ZM23 249V248H22ZM25 249H23V251L25 250ZM93 249V248H92ZM174 249V248H173ZM73 250H71L72 252H73ZM94 250V249H93ZM166 250V249H165ZM168 250V249H167ZM181 250V249H180ZM195 250H197V249H195ZM20 251V250H19ZM22 251V252H23ZM69 251V250H68ZM97 251V250H96ZM99 251V250H98ZM169 251H172L173 252V250H172V248L169 250ZM29 253V251H27V249H26V253ZM7 253H10V254H7ZM25 253V252H24ZM32 253V252H31ZM98 253V252H97ZM169 253H171V252H169ZM168 253V254H169ZM33 254V253H32ZM10 255L12 256V257H10ZM27 255V254H26ZM51 255V256H50ZM74 255H76L75 257V259L73 258V256ZM161 255V254H160ZM159 255V256H160ZM172 255H173V253H172ZM194 255V254H193ZM17 257V256H16ZM22 257V256H21ZM32 257V256H31ZM182 257V256H181ZM182 257V258H183ZM190 257H192V256H190ZM86 258V257H85ZM166 259V260H165ZM167 259H168V257L166 258L165 257V252L161 255V257L159 258L158 257V260H157V262L155 263V261H154V263L153 264H165L164 262L165 261H167ZM186 259V258H185ZM87 260V259H86ZM171 260H172V256H171ZM187 260V259H186ZM181 261V260H180ZM185 261V260H184ZM26 262H28V263H26ZM34 263H31V264H34ZM180 262H178V264H179Z\"/></svg>",
	"mask_w": 264,
	"mask_h": 264
}]
</instances>
